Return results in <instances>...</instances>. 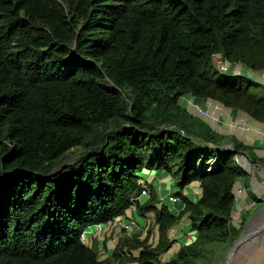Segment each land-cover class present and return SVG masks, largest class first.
<instances>
[{
    "label": "trees",
    "instance_id": "trees-1",
    "mask_svg": "<svg viewBox=\"0 0 264 264\" xmlns=\"http://www.w3.org/2000/svg\"><path fill=\"white\" fill-rule=\"evenodd\" d=\"M217 54L264 70V0H0V264H214L242 230L235 156L252 147L179 98L264 123V84L221 72ZM144 169L176 179L183 208L150 191L136 210L153 214L157 243L123 236L100 259L82 236L125 214ZM193 182L195 202L181 192ZM183 215L195 238L161 261Z\"/></svg>",
    "mask_w": 264,
    "mask_h": 264
},
{
    "label": "rangeland",
    "instance_id": "rangeland-1",
    "mask_svg": "<svg viewBox=\"0 0 264 264\" xmlns=\"http://www.w3.org/2000/svg\"><path fill=\"white\" fill-rule=\"evenodd\" d=\"M213 63L221 72L249 77L250 71L244 65L228 63L218 54L213 56ZM179 104L224 135L234 136L241 141L245 139V142L250 140L253 143L259 140L257 143L259 145H254V149L249 152L240 151L235 156L238 164L248 173L246 188H249V192L244 188V180H238L234 188L235 204L231 214L232 226L235 228L241 226L242 230L229 243L226 251L215 259L214 264H222L228 258L230 264H264V123H258V128L257 122L243 111L225 107L211 99L202 100L184 95L179 98ZM228 149L231 150L233 147L230 141L226 140L218 147V152ZM73 156L72 152L62 162H72ZM200 160L201 156L198 158L199 163ZM202 163L201 166L204 164ZM206 164H213V160ZM173 181L175 183L176 179ZM175 190H179L176 184ZM249 227L252 228L249 237L239 242Z\"/></svg>",
    "mask_w": 264,
    "mask_h": 264
},
{
    "label": "crops",
    "instance_id": "crops-1",
    "mask_svg": "<svg viewBox=\"0 0 264 264\" xmlns=\"http://www.w3.org/2000/svg\"><path fill=\"white\" fill-rule=\"evenodd\" d=\"M249 77L255 81L264 84V70L253 71L250 70ZM255 121V120H254ZM257 122V121H255ZM258 123L257 122V126ZM259 128V126H258ZM262 129V128H260ZM219 132V131H218ZM221 133V132H220ZM257 134V133H256ZM255 134V135H256ZM257 137V136H256ZM241 143L251 146L259 145V140H255L253 143L250 140L245 142V139H237ZM254 149V148H253ZM140 179L146 182L149 192L153 191L157 198V207L165 205L173 214H178L183 208V203L178 197V201L170 202L169 196L176 195L178 190H175V183L173 178L162 170H149L144 169L140 173ZM245 188V187H244ZM249 188H245L249 192ZM189 200L195 202L201 195V189L198 182H193L189 186L185 187L182 191ZM255 198V196H254ZM148 198L141 197L140 204H143ZM132 222L133 228L130 232L121 229L120 224L126 222ZM149 233V243L155 245L158 240L157 226L154 224V217L152 213L139 214L137 210L128 209L123 216H120L118 220H115L111 224H105L104 226L91 227L85 231L82 236V241L89 247L95 246L99 253V258L104 259L112 254L118 241L123 236L130 237L132 235H138L139 239H144ZM168 237L171 241L170 248L160 255L161 261L169 260L181 247V245L190 243L194 240L195 235L190 231L189 219L187 215H183L177 225L168 231ZM140 252L138 250L127 251L124 250L125 255L131 254L133 257H137ZM122 264H138L136 262H125Z\"/></svg>",
    "mask_w": 264,
    "mask_h": 264
},
{
    "label": "built area",
    "instance_id": "built-area-1",
    "mask_svg": "<svg viewBox=\"0 0 264 264\" xmlns=\"http://www.w3.org/2000/svg\"><path fill=\"white\" fill-rule=\"evenodd\" d=\"M137 185L140 187V194L133 199V203H132L131 207L129 208V209H132V210H136V205H137V203L140 204V198L141 197H147L148 198L149 195H150L148 186H147L145 181H143L142 179L139 178L137 180ZM168 199H169L170 202L178 201V197L176 195H170ZM118 218L119 217L115 218L112 222H114L115 220H118ZM112 222H110L108 224H111ZM99 226H104V225H99ZM94 227H98V226H94ZM120 227H121L122 230L130 232L131 229L133 228V225H132V222L129 221V222H126V223H121Z\"/></svg>",
    "mask_w": 264,
    "mask_h": 264
},
{
    "label": "bare ground",
    "instance_id": "bare-ground-1",
    "mask_svg": "<svg viewBox=\"0 0 264 264\" xmlns=\"http://www.w3.org/2000/svg\"><path fill=\"white\" fill-rule=\"evenodd\" d=\"M207 168L208 169H212L213 168V165L211 164V165H209V166H207ZM251 231H252V228L251 227H249L246 231H245V233H244V235H243V237L241 238V240L239 241V242H241L242 240H245V238H248L249 237V235H250V233H251ZM252 238V237H251ZM263 246V245H262ZM235 248V247H234ZM258 251V250H257ZM260 251V250H259ZM232 252V251H231ZM228 258V257H227ZM222 264H230V258H228L224 263H222ZM233 264V263H232Z\"/></svg>",
    "mask_w": 264,
    "mask_h": 264
},
{
    "label": "water",
    "instance_id": "water-1",
    "mask_svg": "<svg viewBox=\"0 0 264 264\" xmlns=\"http://www.w3.org/2000/svg\"><path fill=\"white\" fill-rule=\"evenodd\" d=\"M247 69H248V68H247ZM232 147H233V146H232ZM233 150H234V149H231V150L228 149V151H230V152L233 151Z\"/></svg>",
    "mask_w": 264,
    "mask_h": 264
}]
</instances>
